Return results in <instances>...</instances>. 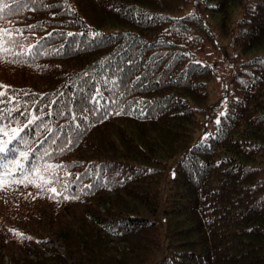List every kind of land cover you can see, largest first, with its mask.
<instances>
[{"label": "trees", "instance_id": "1", "mask_svg": "<svg viewBox=\"0 0 264 264\" xmlns=\"http://www.w3.org/2000/svg\"><path fill=\"white\" fill-rule=\"evenodd\" d=\"M190 1L4 0L26 55L0 60V125L19 128L0 159L24 151L56 177L0 187L7 250L54 227L66 258L32 264H264V0H204L224 35L239 15L234 46L255 52L211 106L194 58L216 42ZM87 217L129 251L104 256Z\"/></svg>", "mask_w": 264, "mask_h": 264}, {"label": "rangeland", "instance_id": "2", "mask_svg": "<svg viewBox=\"0 0 264 264\" xmlns=\"http://www.w3.org/2000/svg\"><path fill=\"white\" fill-rule=\"evenodd\" d=\"M185 12L199 17L202 22L209 27L213 38L215 39L216 48L212 49L209 46L205 47L202 52L196 54L197 56L194 60L209 65L212 68L213 77L206 87L208 96L207 102L209 106L216 102L220 104L221 101L226 98V95L230 90V78L236 71L237 65L240 62L250 59L255 52L239 54L237 48L234 46L232 36L235 30L234 25L239 15L232 16V22L230 25L231 33L230 35H224L221 30L218 14L206 9L204 7V0H191L190 5ZM0 74L5 75V73ZM35 86L38 90L46 88V85L39 81H36ZM108 196H112L111 193ZM1 197L2 195L0 194V198ZM108 206L109 201L105 204H101L99 206L100 209H98L99 212L102 213ZM82 211H84L82 206L75 207V215H83L81 213ZM41 218L43 219V215H41ZM91 223V217H87L84 224L86 227L88 225V229H91L93 236H99L105 244V250L103 252L104 256L107 255L119 259L122 253H127L129 251V245L125 241L116 238L112 234L99 231ZM24 224L26 225V223ZM55 230L54 227H47L45 232L47 238H42L36 243L24 247L11 246L7 250V245H3L0 242V264H32L41 259H51L52 257L61 256L66 258V243L63 237L58 235ZM79 249L80 251L82 250L81 246ZM81 255L85 256L86 253L82 250ZM72 259L73 258L70 257L67 259L69 264L73 263Z\"/></svg>", "mask_w": 264, "mask_h": 264}, {"label": "snow or ice", "instance_id": "3", "mask_svg": "<svg viewBox=\"0 0 264 264\" xmlns=\"http://www.w3.org/2000/svg\"><path fill=\"white\" fill-rule=\"evenodd\" d=\"M19 3L20 0H17ZM9 8L7 3H4V0H0V17L5 10ZM19 31V30H17ZM14 33L10 29H5L0 27V60L6 59V54L10 52L11 49H15L17 58L20 55H26L23 48L17 47L16 41L12 39ZM95 35V33H93ZM7 45V47L5 46ZM31 48V45H28ZM13 63L16 62V59H13ZM7 87L0 84V89ZM3 93L0 92V95ZM120 114V113H116ZM107 118V117H105ZM217 123L219 119L217 118ZM19 133V128L13 127L9 131H5L3 125H0V154H3L8 151V147L13 142V138L16 137ZM207 135V133H205ZM7 137V140H4V137ZM72 141H69L71 143ZM27 159V153L24 151L18 152V154H13L11 159L5 157L0 159V187L5 185L11 186L14 183H32L37 187H43L47 180H54L56 177L50 174L49 169L38 170L35 165L32 168H27L24 161ZM13 161L15 163H13ZM55 167V166H53ZM151 171V169H149ZM36 173V175H33ZM51 192L55 193L56 196L61 195L60 192H57L55 184L51 185ZM65 198H68L65 196ZM12 231H16L13 229ZM22 235V234H21Z\"/></svg>", "mask_w": 264, "mask_h": 264}]
</instances>
